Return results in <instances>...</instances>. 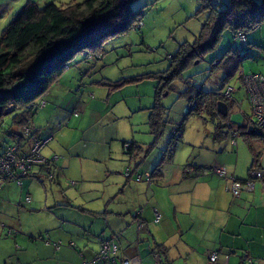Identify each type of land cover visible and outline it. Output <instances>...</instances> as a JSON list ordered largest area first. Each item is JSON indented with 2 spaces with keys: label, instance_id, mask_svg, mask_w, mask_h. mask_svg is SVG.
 <instances>
[{
  "label": "rangeland",
  "instance_id": "1",
  "mask_svg": "<svg viewBox=\"0 0 264 264\" xmlns=\"http://www.w3.org/2000/svg\"><path fill=\"white\" fill-rule=\"evenodd\" d=\"M29 1L36 3L41 8L50 2L57 5L81 0H0V37L9 22ZM256 1L260 3L263 0ZM217 2L225 4L227 0H211L212 4ZM131 7L132 9L144 7L140 29L128 31L103 42L102 57L99 62H93V56L90 55L87 57L89 61L93 62L90 64L91 62L87 63V60H84V53L77 55L69 63V69L64 77L59 80L60 85L58 86V82L56 86L50 89L49 94L43 98L46 101L47 109L38 111L33 117L34 121H37L44 114L56 116L60 113L58 107H62V105L66 107L64 109H66L67 113H70L75 108V111H72L69 116L68 124H62L61 129H56L57 131L52 135V142L47 146H51L55 151H61L60 149H62L64 152L66 146L70 147L74 154H78L81 157V160H79L82 161L81 164L90 167L96 163L104 165L102 162L105 160L102 154L104 149L105 152L108 151V148L112 151H119L123 142L139 143L143 149L142 157L145 155L147 159V161L144 159V162L146 161L145 164H154L156 162L155 166L162 165V156L164 154L168 156V153L172 151V154H170L172 155V157L170 156L171 158L165 155V163L168 164L169 159L171 161L173 158L174 165H171L176 167L179 163H182V166H184L187 164L185 163L186 159L191 158L192 151L189 145L186 144H195L196 148H198L199 141L197 139L199 137L203 139L207 133L214 132V124L218 125L219 122L229 121L240 134L237 138L238 145L232 147L229 141L227 143L223 141L213 144L211 139L206 138L202 142L203 149L222 148L224 154L230 153L231 162L234 164V155L237 153V149L243 145L250 158L246 164L240 162L238 172L239 174H247V169L252 163L254 154V152L250 153L247 148L246 142L249 139L251 148L255 152L261 153L259 162L264 173V139L253 136L250 128H248V119L252 118L251 108L243 85L238 79V74L224 81L223 72L212 70L211 68L212 62L214 61V65H217L218 61L215 60L229 52L232 46L237 48L240 54L243 55V62L240 67L243 73L259 74L264 77V25L256 31H248L246 34V37L248 35V42H257L258 46L254 43H246L247 45L244 47L239 44L233 45L232 34L227 31L223 32L219 37L216 49L185 69L179 79L171 84L169 91H164L157 100L155 93L160 82L159 78L162 76L160 74L168 69L170 59L175 55L180 44L193 42L202 24L205 23L208 13L204 12L196 16L200 8L198 0H137ZM86 72L87 75H84ZM79 82H82L85 86L81 87L82 90L78 93L79 100L77 104L75 98H72L73 92L66 89H71V86L76 89L74 85H78ZM96 83H104L105 85H97ZM109 86H116L117 88L110 89ZM192 86L197 90L201 89L203 92L210 94H221L227 88H231L234 90L231 96L234 100V105L232 104L227 117H222L223 119L214 118L211 120L206 112L200 117L192 116L188 118L182 130V143L178 140L171 141V131L176 128L182 118L188 113L189 107L185 90L188 88L193 89ZM191 92L193 93V91ZM76 98L78 99V96ZM157 104L164 109L162 121H167V124L165 126L166 129L163 128L154 146L151 145L154 141V136L150 132L149 116L152 108ZM66 112L63 111L61 114H66ZM74 112L77 113L76 117L73 115ZM10 119L11 115L3 117L2 127L6 128ZM33 124L35 125V123ZM56 126L55 123L54 127ZM245 127H247L245 131L239 130L241 128L245 129ZM241 133L245 135L241 136ZM4 144L11 145L12 141L5 139ZM181 144H183V147ZM163 147V153L160 154ZM49 149L48 147L42 151V157L48 155ZM75 165L81 166L79 163ZM257 167L254 166V169ZM154 168L147 171L148 175L151 174ZM85 169L88 170V168ZM145 174L146 171L138 173L139 176H144ZM69 175L74 177L76 174ZM72 177L62 178L60 183H62V190L69 193L68 197L77 196L78 201L72 198L75 204L82 203L80 201L81 196L77 193V191H80V186L86 188V190L80 191L83 194L82 196L91 194L90 197H93V192L88 193L87 191L88 188L94 189L98 187L97 185L78 181ZM40 179L41 181L25 182L21 191L16 188L15 193L10 194L9 202L14 206L22 205V208L25 206L26 209H29L31 206H38L37 200L42 204L40 210L44 211L46 197L48 203L52 202L49 206L54 204V198L64 200L60 191L61 188L57 187L54 182H50L49 179L42 177ZM72 181L77 182L75 187L69 186ZM66 193L64 192L65 196ZM26 194L32 197V205L25 203ZM79 206L73 205V207L77 208ZM8 209L5 203L0 205V213L2 215H13ZM20 215H23L25 227L29 226L30 228L39 224V227L52 228L54 225V223L49 222L50 218L46 214H41L47 219L44 220L43 218L42 221L38 214L28 216L20 213ZM26 217L30 218L26 221ZM0 224L8 228V225H4L5 222ZM244 230L247 231L246 228ZM0 231L4 232L3 229H0ZM199 238L201 239L202 237L200 236ZM241 239L239 251L234 250L236 258L230 257L228 264H239L238 258L247 256L248 251L242 244H245L244 242L246 241L248 242V239L246 237ZM27 241L29 242V240ZM15 242L21 248L20 252H23L26 245L20 240V237H17ZM15 242L7 238L5 232L3 235L0 233V264H6V262L7 264H16L15 257L19 254L15 253ZM183 243L175 240L173 245L175 256H168V263L162 260V264H185L184 259L188 254L190 262L187 264H209L205 255V250L209 247H205V245L211 246L210 244L204 243L205 245H200L201 249L187 251L188 249L183 246ZM34 250L31 247L30 253ZM7 255L11 256L8 261ZM221 261L218 260L216 264H221ZM35 264H38V262ZM52 264H55V262Z\"/></svg>",
  "mask_w": 264,
  "mask_h": 264
},
{
  "label": "crops",
  "instance_id": "2",
  "mask_svg": "<svg viewBox=\"0 0 264 264\" xmlns=\"http://www.w3.org/2000/svg\"><path fill=\"white\" fill-rule=\"evenodd\" d=\"M246 41L248 42L247 38ZM248 43H254L258 46L257 42ZM74 86L76 89L79 88L77 89L78 92L72 86L71 89L67 88L66 90L73 92L72 98H75V102L77 101L78 104V93L82 90L81 87L85 85L79 82L78 85ZM230 100L234 105V100L232 98ZM45 108L47 109V104ZM58 108L60 113L56 116L44 114L37 121L32 120L31 124L37 128L36 137L38 139H49L44 149L49 147L51 150L49 149L48 155H44L45 159L50 160L52 157H57L55 166L52 168L54 175L52 179L49 178V181L61 188L60 191L64 200L54 198V204L49 206L52 202L48 203L46 197L44 211L40 210L42 204L37 200L38 206H31L32 208L29 209H26L25 206L22 208V205L14 206L9 202L10 194L15 193L18 188L21 191L25 182L41 181V177L48 179L40 166L32 169L31 176L23 181L21 187L8 183L0 190V205L5 203L9 212L13 214L2 215L0 213V223L5 222L4 225H8V228L3 226L4 232L11 229L15 233L12 236H7L5 233V236L14 242L17 237H20V240L26 245L25 250L20 252L21 248L17 246L16 242L14 243L15 253L19 254L15 257L16 264H35L37 262L38 264H52L53 262L55 264H80L82 259L89 260L94 257L101 247V242L111 237L118 246V252L115 256L117 264L124 258L135 257L140 260L141 264H154V255L158 256L160 262L163 260L168 263V256H175L173 250L175 240L184 242L183 246L187 247V251L201 249L200 245H205L204 243L210 244L211 246L205 245V247H209L205 250L207 262L211 264L209 256L216 253L217 261L222 260L221 264H228L230 257L236 258L234 250L239 251L241 238L245 239V237L248 242L246 241L242 245L248 251L247 259L241 261L242 257H239V264L252 262L264 264V178L262 183L255 182L252 192H242L238 199H234L229 192V183L226 179L222 180L212 173H205L212 168L220 167L225 170L227 177H233L239 181L249 178V168L253 162L250 164L251 166L249 165L247 174H239L238 172L240 162L246 164L250 158L243 145L237 149V153L234 155V164L231 162L230 153L224 154L222 148L212 146L213 148L210 150L202 147V142L206 138L211 139L213 144L229 141L230 146L236 147L238 145L237 138L240 134L231 125V122L214 124V132L207 133L203 139L202 137L197 139L199 141L198 148L195 144H186L192 150L191 158L185 161L186 165L182 166L183 164L179 163L176 167L173 166V158L166 164V159L162 156L163 161L161 160V163L163 162V164L160 165L159 174L149 183H137L134 179L138 173L143 171L148 173L147 171L156 167V162L145 164L147 159L145 155L142 157L143 149L139 143L137 145L140 147V151L132 156L124 154L122 145L119 151H112L108 148V151L105 152L104 149L102 151L105 158L102 161L104 165L95 162L96 164L91 165L92 167L83 166L82 161H79L81 157L74 154L70 147L66 146L64 152L62 149L55 151L51 146H47L52 142V135L57 131L54 124L67 125L70 114L75 111L73 108L70 113H67L64 105ZM63 111L66 114H61ZM221 118L222 116L219 114L215 117V119ZM250 120L248 119L249 122ZM220 124L226 128L225 133L222 132L224 129H219L220 132L216 131V127L221 126ZM178 125L171 133L177 129ZM249 126L248 128H250ZM241 129L245 131L247 127ZM216 133L223 135V137L221 138V135L214 137ZM233 133L236 135L233 136ZM251 134L257 137L252 132ZM2 136L0 130V138L3 140ZM182 136L183 132L181 137L177 138L180 143H182ZM241 136L244 135L241 134ZM1 145L4 147L7 144ZM21 145L27 146L23 142ZM246 145L250 153H260L251 148L249 139H247ZM181 146L183 147V144ZM163 149L164 147L160 154L163 153ZM144 159H146L145 162ZM76 162L81 166H76ZM184 168H188L192 172L184 175ZM128 169L133 173L131 178H126L123 173L124 170ZM255 169L263 172L260 162ZM69 174L76 175L72 177ZM67 177L97 185L98 187L94 188L96 190L88 188L87 192H93V197H90L91 194L82 196L80 191L86 190V188L80 186V191L77 193L81 196L80 201L83 204H75L72 198L78 201L77 196L68 197L69 193L63 191L61 187L60 179H67ZM5 192L7 193L5 194ZM26 198L30 200L28 204L32 205V197L26 194ZM73 205L80 206L77 208ZM20 213L28 216L38 214L41 221L44 218L41 214H46L50 218L49 222L54 223V225L52 228L39 227V224L30 228L29 226L25 227L23 215ZM154 213L160 216L157 223L154 222ZM28 218L30 217H26L25 220L27 221ZM3 220L4 222H2ZM44 220L47 219L44 218ZM139 226H142L140 230ZM4 232L0 231L2 235ZM198 236L202 238L200 239ZM54 243L59 244L58 249L53 246ZM156 246L163 248L165 256L157 254ZM31 247L35 250L30 253ZM9 257L11 256L7 255V261ZM188 257L189 254L184 259L185 264L190 262Z\"/></svg>",
  "mask_w": 264,
  "mask_h": 264
},
{
  "label": "trees",
  "instance_id": "3",
  "mask_svg": "<svg viewBox=\"0 0 264 264\" xmlns=\"http://www.w3.org/2000/svg\"><path fill=\"white\" fill-rule=\"evenodd\" d=\"M136 1L81 0L57 5L50 2L41 8L29 1L21 8L2 31L0 37V130L3 135V140L0 138V150L13 145L21 147V131L30 125L33 117L40 111L38 106L41 103L46 106L43 98L64 77L69 69V63L77 55L84 53V60H87V63L91 62L87 58L90 55L93 56V62H99L102 57L103 42L128 31L140 29L144 7L132 9L131 6ZM198 2L200 8L196 16L207 12L208 17L193 42L180 44L177 52L170 59L168 69L160 74L162 76L159 78L160 82L155 93L156 99L161 97L164 91H169L171 84L179 79L185 69L213 52L223 32L227 31L232 34L233 45L239 44L244 47L248 43L246 41L247 32L256 31L264 25V0L260 3L256 0H227L225 4L219 2L212 4L211 0H198ZM239 35L244 39L243 42L236 40ZM215 61H218V66L214 65L213 61L211 68L223 72L224 81L238 74V79L243 85V77L253 74L241 71L243 55L235 47L231 46L229 52ZM84 75H87V72ZM96 84L105 85L104 83ZM109 87L110 89L117 88L116 86ZM194 89L195 87L185 90L188 113L183 117L177 129L172 132L171 141H176L181 137L184 123L188 118L200 117L204 112L211 118L217 117L215 111L218 102H225L229 110L232 107L233 102L223 96L225 90L221 94H210L201 89ZM9 108L12 110L8 111ZM163 110L157 104L152 108L149 116L150 132L154 136L151 145L154 146L163 128L166 129L167 121H162ZM9 115H11L10 122L4 128L2 127L3 117ZM220 125L216 127V131L220 132L219 129H224L222 132L225 133L226 128ZM33 134H37L35 127ZM217 135L221 134L216 133L214 137ZM5 139L11 140L13 145L7 144L3 147L1 144H4ZM122 149L128 156L140 151V147L135 143H122ZM170 154L172 151L168 153V156L167 154L163 156L171 158ZM260 156V153L253 154V164L249 168V174L256 170L254 166H258ZM54 166L55 163L47 164L51 179L54 175L52 171ZM160 168L158 165L153 169L151 179L159 174ZM186 174L188 173L184 175ZM249 179L250 175L247 180ZM155 251L165 256L161 246H156ZM154 256L158 258L157 255ZM91 259H82L81 262ZM246 259L247 257L243 256L241 261ZM158 264H162L159 258Z\"/></svg>",
  "mask_w": 264,
  "mask_h": 264
},
{
  "label": "built area",
  "instance_id": "4",
  "mask_svg": "<svg viewBox=\"0 0 264 264\" xmlns=\"http://www.w3.org/2000/svg\"><path fill=\"white\" fill-rule=\"evenodd\" d=\"M243 42L242 36H238L236 40ZM243 87L246 92V98L249 102L251 108L252 118L249 122V127L254 135L260 136L264 139V77L257 74H247L243 77ZM233 89L227 88L224 91V98L230 99ZM45 108V104L41 103L38 106L39 110ZM9 108L8 111H11ZM76 117L77 114L73 113ZM61 124L56 126L60 129ZM34 127L30 123L29 126L21 131L20 138L21 141L27 146L21 145V147L13 145L7 146L3 150H0V190L8 183H12L17 187H21L25 179L29 178L34 167H43V171L46 177H51L49 170L47 169V164H54L57 161V157H52L49 162L42 157V151L48 140L38 139L36 135L33 134ZM236 135L233 133V136ZM192 170L185 169L184 173L190 174ZM205 173H212L219 178L226 179L229 183V192L234 198H238L242 192H252L254 189V181L262 183L264 174L260 170H254L250 173V179L241 182L234 179L233 177H227L226 172L223 168L215 167ZM132 172L126 170L124 175L126 178L132 177ZM135 182H145L149 183L151 181V174L146 173L144 176H135ZM71 187L75 186L76 183L70 182ZM30 202L29 198L25 199V203ZM154 222L159 221V215L154 213ZM142 226H139V230ZM0 229H4L0 225ZM7 236L15 235L14 231L11 229L6 230ZM53 246L58 249L59 244H53ZM118 252V246L116 245L113 238L105 239L101 242V247L98 253L90 261H82L80 264H117L116 254ZM217 254L213 253L209 256V262L215 264L217 261ZM119 264H141L140 260L135 258H124ZM154 264H158V259L154 256ZM226 264V263H224Z\"/></svg>",
  "mask_w": 264,
  "mask_h": 264
},
{
  "label": "water",
  "instance_id": "5",
  "mask_svg": "<svg viewBox=\"0 0 264 264\" xmlns=\"http://www.w3.org/2000/svg\"><path fill=\"white\" fill-rule=\"evenodd\" d=\"M216 112L222 117H227L228 115V108L225 103L218 102L216 105Z\"/></svg>",
  "mask_w": 264,
  "mask_h": 264
},
{
  "label": "bare ground",
  "instance_id": "6",
  "mask_svg": "<svg viewBox=\"0 0 264 264\" xmlns=\"http://www.w3.org/2000/svg\"><path fill=\"white\" fill-rule=\"evenodd\" d=\"M229 185V184H228Z\"/></svg>",
  "mask_w": 264,
  "mask_h": 264
},
{
  "label": "clouds",
  "instance_id": "7",
  "mask_svg": "<svg viewBox=\"0 0 264 264\" xmlns=\"http://www.w3.org/2000/svg\"><path fill=\"white\" fill-rule=\"evenodd\" d=\"M62 126V125H61Z\"/></svg>",
  "mask_w": 264,
  "mask_h": 264
}]
</instances>
